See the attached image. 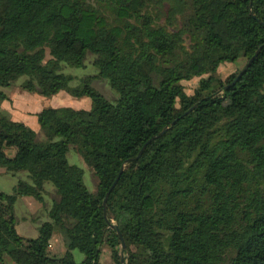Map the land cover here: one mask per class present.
<instances>
[{"label":"trees","instance_id":"trees-1","mask_svg":"<svg viewBox=\"0 0 264 264\" xmlns=\"http://www.w3.org/2000/svg\"><path fill=\"white\" fill-rule=\"evenodd\" d=\"M106 1L112 19L90 0H0V164L27 171L12 192L0 189V264H99L104 242L118 259V230L128 264H264V0ZM260 46L235 82L240 71L218 75ZM89 52L98 72L72 84L62 62L84 66ZM22 76L29 90L88 95L91 105L43 107L41 139L2 107V87ZM195 76L189 93L184 80ZM70 144L95 170L96 191L69 162ZM47 181L57 194L49 219L25 236L16 201H43ZM55 229L84 252L81 263L49 252Z\"/></svg>","mask_w":264,"mask_h":264},{"label":"rangeland","instance_id":"rangeland-1","mask_svg":"<svg viewBox=\"0 0 264 264\" xmlns=\"http://www.w3.org/2000/svg\"><path fill=\"white\" fill-rule=\"evenodd\" d=\"M93 4H95L96 6H98L100 9H102L105 13V15L112 19L114 16V13L112 12L111 8H110V3L107 2L106 0H90ZM163 22H165V20L163 19ZM187 43H189V40L187 39L186 41ZM239 52L237 49L233 50V53ZM56 57V53L52 52L49 48H47V52H46V59H50ZM93 59V54L92 53H88L87 57H86V65L84 66H72L66 62H62L60 70L64 71L66 73H71L75 76V78L72 80V84H77L80 82V79L82 77H84L87 74H94L98 72V68L93 64L92 62ZM248 60V56L247 55H241L238 58H236L235 61H227V62H223L222 64H220V66L218 67V75L224 80L226 81L229 76L233 73H237L241 70V68L246 64ZM23 82V80L25 79V76L20 77ZM199 78L200 76H195L191 79L188 80H184L185 83V87H186V91L189 93H192L194 91V88L198 85L199 82ZM94 85L99 88L109 99L111 100H115L116 98L119 97V92L114 89L108 79L106 78H102V77H97L94 80ZM45 97H43V101L46 105H72L76 108H80V107H87V103L88 106L91 105V97L87 96V99H89L90 101H83V99L75 97L73 95H56V97L53 95H44ZM70 96V97H68ZM60 103V104H58ZM38 132V137L43 139L44 133L42 132V130L39 128ZM68 156V160L70 163H74L77 164L79 166H81L84 169V181L86 183V185L88 186V188L91 191H96L97 189V183H98V176L95 173V170L93 169L92 166H90L85 159L83 158V156L78 152L76 145L75 144H70V148L68 150L67 153ZM23 173H27V171H22ZM8 178L5 175H0V188L1 190L7 191V192H12L13 188L11 186H8ZM7 182V183H6ZM45 193L44 196L46 197V202L39 203L40 206V210H38L37 212L42 213L43 211L45 212V210L43 209L42 206H51L53 198L57 197L56 194V189H55V185L53 184V182L51 181H47L45 183ZM22 202L21 198H18V200L16 201V207H17V211L19 213V209H20V204ZM27 206H24V209H26ZM28 209V208H27ZM46 209V208H45ZM26 212V211H24ZM59 231V230H58ZM60 232V231H59ZM131 248L133 250H137L135 245H131ZM74 256L75 259H78L80 261V259H83L85 257L84 252H82L80 249L75 248L74 251ZM123 259V261H122ZM99 264H128L129 263V251L126 249V246L123 248H119L118 249V259H116L115 257V249L108 243V242H104L101 246V251L99 254Z\"/></svg>","mask_w":264,"mask_h":264},{"label":"crops","instance_id":"crops-1","mask_svg":"<svg viewBox=\"0 0 264 264\" xmlns=\"http://www.w3.org/2000/svg\"><path fill=\"white\" fill-rule=\"evenodd\" d=\"M21 78H18L14 83H12L9 86L2 87L5 92L7 93V98L3 100L2 107L4 110H6L10 116L14 119L24 121L29 126L34 128L36 131L41 129L38 115L37 113L45 106H48L44 103L43 97H45L43 94L34 91L29 90L23 86ZM24 81V80H23ZM53 97L56 95H72L66 90H60L59 92L52 94ZM74 96V95H73ZM88 95H84L78 98L83 99V101L86 102L90 101L87 99ZM70 97V96H68ZM77 97V96H75ZM60 104V103H58ZM54 106V105H52ZM60 106V105H56ZM72 106V105H71ZM88 108V103L86 105ZM81 108V107H80ZM6 151L10 155H14L16 152V148L12 146L6 147ZM0 175H5L8 178V186L14 187V184L17 182V179L19 176H26V173H23L22 171H19L17 173H12L11 171H8L7 168L0 164ZM1 189V188H0ZM18 198L22 199V202L20 204V211L18 213L17 207L15 204V214H16V227L18 231L25 235V236H37L39 234V224L49 219L48 216V209L50 206H42L45 212L42 213L37 212L40 210L39 203H42V201L38 200L35 196L29 195V194H22ZM43 202H46V197L44 196ZM24 206H27L26 209H24ZM46 208V209H45ZM26 211V212H24ZM48 250L52 254L61 255L66 258L67 261L71 263H81L83 259H75L74 251L75 249L68 248L64 241V236L61 232L58 231V229H55L53 232L52 237L50 238V243ZM8 264H15L12 261H8Z\"/></svg>","mask_w":264,"mask_h":264},{"label":"water","instance_id":"water-1","mask_svg":"<svg viewBox=\"0 0 264 264\" xmlns=\"http://www.w3.org/2000/svg\"><path fill=\"white\" fill-rule=\"evenodd\" d=\"M260 49H261V46H260V47L256 50V52H255V53H254V54L248 59V61H247L246 64L243 66V68L240 70L239 74L236 76V78L234 79L233 82H235V81H236V80H237V79H238V78H239V77H240V76L246 71V69L249 67V65L253 62V60L255 59V57L258 55ZM190 109H192V108H189V110H190ZM175 122H176V120H173L172 123H171L170 125H166V126H164V128H163L158 134H156V135L152 136L150 139H148V140L143 144V146L141 147L140 151L138 152V154H137V158L143 153V151H144L146 145L148 144V142L152 141V140L155 139L157 136H159V135L163 134L164 132H166V131L168 130V128H169L171 125H173ZM123 168H124V164H123V166H122V168H121V170H120V173L122 172ZM120 173H119V175L117 176V178L115 179V181L113 182V184L110 186V188H109V190L107 191L106 196H105V198H104V211H105V215H107V198H108V196H109V194H110V191L112 190V188H113V187L115 186V184L117 183L118 178H119V176H120ZM113 226H116V227H117V224L113 223ZM118 233H119V235H120L121 238H122V245H123V247H125V246H126V242H125L124 237L122 236L121 231L118 230ZM122 261H123V259H122ZM124 264H126V263H124Z\"/></svg>","mask_w":264,"mask_h":264}]
</instances>
